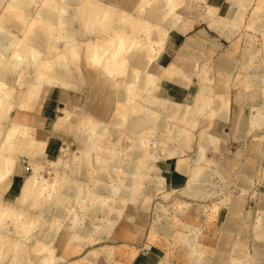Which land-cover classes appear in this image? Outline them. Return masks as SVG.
Instances as JSON below:
<instances>
[{"label": "rangeland", "instance_id": "obj_1", "mask_svg": "<svg viewBox=\"0 0 264 264\" xmlns=\"http://www.w3.org/2000/svg\"><path fill=\"white\" fill-rule=\"evenodd\" d=\"M48 1L36 0L35 8L31 7V9L25 10V13H23L24 10L18 9L22 11V13L25 14L26 16V17L23 16L24 17L23 21L25 22L23 21L20 22H23V24L22 23L21 24L24 26V28H27V30L29 27L35 28L36 26L37 27L40 26L41 29H47V30H49V28L51 27L52 28V29L50 28L51 30L53 31L55 30L57 34L60 33L59 35H63L62 33L65 30L63 29L64 31H61L60 30L61 27H56V25L51 23L49 24V26H47L48 23H45V25L43 23V25H41V23L39 24V22L41 21L38 20H37L38 22H36L35 16L38 15V12L42 9L43 6H46L48 4ZM52 1L57 2L55 0ZM145 1L148 2H146V4L143 3L142 7L144 8L149 7V5H151L153 2V0H145ZM233 1L234 0H230V1L229 0H216V1L174 0V3H172V9L170 10L172 11L171 13L173 15H177L176 9L183 10L182 21L185 26L184 27L185 31L180 32L178 29L174 28L173 31L171 30L170 33L168 32L167 35L168 36L172 35L171 37H174L178 42L177 44L173 43L174 49H172L171 51L170 49L166 50L167 54L165 57L164 64L161 63L163 64V65L159 64L161 68L160 66L158 67L159 69H161V71L163 70L166 71L167 69V72L175 73V75H180V74L184 75L185 71L187 72L188 75L189 71H192L191 69L185 68V66L182 65L172 64V61L173 59L178 57L181 49L183 50L187 48L189 50H193V52H195V55L198 57L197 58L198 65L203 68L206 67L205 68L206 74L209 77V79L205 84V89L203 91V94L207 98L203 101L201 100L200 104H197L199 113L197 115H194L195 118H194V123L192 125L188 123L186 120H180L178 118L179 115L178 113H173L172 115L166 118V123L168 128L175 129V126H178L179 129H183L184 127L188 131V139L191 148L188 147L189 148L188 149L177 146L176 149L177 153H175L171 157L170 156L166 157L165 153L168 148L167 146L176 145L175 140L172 138H171L172 140L169 139L168 137L169 135L167 136V133H165L166 131L159 132V129L156 126H151L142 132L143 135L142 137L144 139V142L147 143V145L150 146V148L152 147V149H155L153 150V155L156 156L155 160H157L158 165L163 167L166 171H163L165 173L163 177L159 176V178L156 179V182L154 184L155 192L153 191L152 194L149 195L150 197H148L146 201L140 202V204L143 207L146 205H150L149 206L150 208L148 209L149 211L144 210L146 212L145 214L147 216L148 223H145L143 227L136 230L133 237L136 236V234L137 236L133 239L125 238L126 241L124 238L118 237L119 236L117 232L118 228L127 225L126 223L133 225L135 221V217L133 214L125 216L127 206L123 209V211L117 209L118 207L114 208L116 210L114 211L113 207L115 206V204L113 203L117 204V202L121 199L120 198L121 192L125 189L126 181L123 178L125 174L124 166L127 165V158L131 155L130 151L133 148H135V143H136V139L134 137L131 138V142H129V145L126 142L128 136L126 129L127 120L130 114L136 111L134 108H138L133 106L134 103H138L140 100H142V98H145L143 97V95L151 96V94L150 93L147 94L143 91L144 93L142 92L141 93L142 95L140 94V96L139 95L138 96L136 95L135 97L133 96L125 101L120 100L121 102H119L116 98H112V99L107 98L103 100L105 102H101V104H99L100 101L96 97L98 95L97 93H102V94L107 93L108 95L110 93V87H109L110 84H104V85L101 84L98 89H93V92L91 93V97H90L88 91L90 90L91 83L89 82V84L82 86L79 90H70L69 97L76 101L80 100L79 110L75 113V115H77L79 119H82L84 113L85 112L88 113L89 109L92 108L107 109L108 114L104 116L105 119L102 122L100 121L98 122L99 123L98 125L103 124L105 128L102 127V130H100V128L97 127V130L100 134V137H97L99 138V140L97 139V141L99 142L100 146L103 147V151H100L99 149L95 148L94 151L90 150L87 153L88 157H85L86 155L85 152L87 151L84 148H80L78 145V141H79L78 135L80 134V131L77 134L73 133L71 129L66 128L67 125H63V122H61L57 127L51 126V130L47 131V133H45L42 136L41 138L42 140L35 142V147L38 150L32 153L43 154L45 158H42L41 159L42 161H40V163H38L37 166V174L40 173L39 174L40 180L44 182L42 184L41 189H38L39 191H37V189L30 187L29 190H27V192L30 191L29 194H34V193L36 194V197L33 200V205L31 203L33 209H35V207H37L39 203L50 205L52 206V208H54V206L56 205L55 201H57L59 202L57 205L66 204L65 206H69V208L71 207L70 211L72 210L73 211L72 212L69 211L66 215L57 216V217L54 216L52 217L47 215L45 216L37 212L31 213L30 211H24V210L8 211L7 215L9 218V226L6 227V232H4L6 234V237H3L4 241L2 243L3 245L2 248L5 249L6 251L4 252L2 249L0 252L2 256L4 257L6 256V259H3L4 260L3 262H5L3 264H20V262L21 264L23 263L34 264L35 262L31 260L30 257L31 252H29L30 249L28 248L27 243L19 242L18 245L15 246L10 245L11 238L15 234L14 223H16V220L17 223H21L19 224L20 228L22 226L24 227V225H26L27 227L29 226L30 231L29 228L28 231L30 233L29 232H28L29 234L27 233L30 237L29 241L32 240L35 242L36 239L34 237H36V235L37 236L41 235L43 230L44 231L45 229L48 230L49 227L51 228L54 225L55 227H53V229H56L57 232L60 234H63L66 231L72 232L71 233L72 236L70 235L71 237L64 244L63 243L55 244V241L53 242L43 241V243L37 245L35 248L33 247V250L31 249L32 254L35 253L34 255L36 256V254L37 255L46 254V252L50 250L51 247H54L52 248V250H54L53 255L52 256L50 255L51 260L48 259L49 261L47 260V262H45L44 264H63L67 261L74 262L75 264H182L181 260H178V251L181 247L191 248L193 250L194 255L200 253L199 254L200 257L203 252L210 253L209 250H212V248H215L216 246L217 247L215 249V254L221 257V260L223 262L221 264H227V262L229 261L228 250L233 246L235 240L237 239V231L241 228V226L243 227L245 226V228L249 230V234H248L249 236L247 241L244 244H242L246 248V251L242 255L243 257L246 258L240 264H250L252 260V256H251V251L248 250L249 247L248 244L250 242H253L255 240L257 241L259 239L264 241V210L259 209L260 201L263 199L262 193L264 189V182L262 179L263 165H264V124L260 127L252 128L247 132L246 136L241 137L238 134L240 131L236 121L239 117V114L243 110V106L238 102L239 96H241V94L244 93L245 91H248V86H247L248 82L246 80V77L248 78L247 75L249 73L248 72L249 69H247L246 67L250 65L253 66L254 63L255 64L260 63V65L256 64L255 66H257L259 70L262 73H264V67H263L264 66L263 64L264 63L263 62L264 0H247L248 1L247 4L241 3L243 1L246 2V0H239L240 1V4L238 5L239 13L237 17L228 18L227 17V13L229 10L228 8L237 7V6H233L234 5L232 3ZM9 3H11L10 4L11 6L9 5ZM13 6L15 7V11H18L16 8L17 6L14 5L13 1L0 0V22H2V13L4 14L6 12H9L10 9H11L10 11H14ZM9 7L11 8L9 9ZM39 7L41 8L39 9ZM195 10L199 11L200 16H196L194 14ZM65 14H69V13L66 12ZM26 18L27 20H29V22L26 20ZM30 18L32 20H30ZM32 21H34V23H32V25L30 26L31 24L30 22ZM109 21L110 20L108 19V22ZM127 21H129V18H127ZM223 22H227L228 25L233 30L232 36L229 38L230 40L227 39V41L224 40L225 38L220 36V34L217 31L212 29L213 26L212 24L223 23ZM107 26L105 25L104 28L106 29ZM97 27H99V25ZM158 27L163 28L160 25H158ZM31 28H29L30 32L32 30ZM149 28H151L153 31L155 29V26ZM149 28L148 27L141 28L143 31L141 32L140 30L139 31L140 34L141 35L144 34L143 36H145L146 34L149 33L146 32L147 29L149 30ZM160 28H157V31ZM164 31L165 30L162 29V32ZM27 32L28 34H30L29 30ZM9 33H10L9 26H5L0 23V43L3 42V38L8 37L9 39ZM14 33L17 34V32ZM22 35H23L22 32L19 33L20 38L24 36ZM141 35H139L138 33V37L135 39L136 40L135 44H132L133 45L131 46L132 49L130 48L129 50H127L128 49L127 48L126 53H129V51L138 48L141 45V43L145 41L146 37L145 38L140 37ZM130 38L132 37H129V39ZM189 40L191 42L193 41L196 42V44L199 43L202 46L207 45L206 49L208 53L200 52L198 49L190 47L189 44H187V41ZM57 41L58 40H55V42L52 43L56 44ZM59 43H63V39H60ZM232 44L234 45L233 47L230 48L229 46ZM24 46L25 43H23V41L22 42L15 41L13 44L12 51H16L20 47H24ZM158 47L159 49H161L160 52L157 51L159 52L158 54H162L165 52L164 49L165 45L163 46V44L160 43ZM12 51L10 56L12 55L13 57H15L16 53H13ZM87 53L88 50H85L84 52L81 53L83 58L87 55ZM48 54L52 55V53H47V55ZM223 55H226L232 62V66H231L232 68L231 70H229V73H221L220 71H218L217 61L215 60L217 59V57ZM1 56L3 57L2 59H0V78L3 75V73L5 72L9 73V68L7 69V63L9 62V59L13 58L9 56V50L8 52H6V55L1 54ZM25 58L28 59L31 67V65L33 66L32 59L35 58L39 59L41 57L37 58L35 56L32 57L31 55H28ZM109 58H111L110 55L109 56L98 55V58L96 56L94 57L93 62L84 63L83 71L85 75L97 80L96 78L97 75L98 74L102 75V74L99 73V70L96 68L95 64L107 60ZM22 60L20 61L18 68L15 70V77L17 76L16 78L23 75H29L30 73L34 72L33 70L30 71V69L25 70L24 68L25 63H23ZM86 61H88V59H86ZM125 61L129 62V59L127 58ZM151 61H149L148 67H151V65L156 63V60L152 59ZM127 63L125 65H122L116 77L118 78L126 77L127 71L129 70V66H128L129 63L128 64ZM148 67L146 69L147 71H148ZM18 70L19 73H16ZM22 70H24V72H22ZM224 74H226L227 76L226 84H225L227 88V92L223 94L221 97H219V99L223 105V109L227 110L229 114L228 121L220 122L224 128L223 132L225 134L224 133L223 134L226 135V137L223 138L213 137V139L209 140V143H207L204 146H201L199 143V138L201 134L199 128L200 121L204 117L209 115L212 118L213 123L219 122L218 113L213 112L212 114L210 110L214 105L215 98H217V88L220 83H223L222 80H220V77ZM149 75L151 79L149 80L147 86L153 87L155 85L154 84L155 81L156 83L159 82V80L165 81V79L162 77L163 75L162 73L158 75H151V74ZM262 76L263 77H261L262 78L261 92L259 91L260 94L257 95V97H255L254 102L256 101L258 105H261L262 107L261 110H263L264 113V84H263L264 74ZM155 78L157 79L154 81ZM162 81L159 86L160 90L161 87L165 85L164 82L162 83ZM23 84L27 85L26 83ZM25 85H21L19 81H15L11 83L12 95L10 97L9 96L7 97L8 102L6 104L0 105V110L6 112L4 118L1 121L3 122V124L0 125V137H2L5 128L10 126L15 121V119L17 118L16 115L18 111L21 110L20 106H18L15 103V99L19 95L20 91H22L26 87ZM192 87L194 90L197 89L199 87V82L198 81L194 82V85H192ZM5 90L9 91V81L0 82V91H5ZM132 90L133 91H131V93H134L136 91L135 88ZM153 90L151 91L152 93H154ZM157 92L158 91H156L155 89V93ZM253 92L254 91L251 90L250 93L253 94ZM59 94L60 92L58 88H56L54 93L55 96L53 98L52 105L50 107V115H49L50 118L55 117L56 103L58 105H62V102L58 100ZM47 98L48 97H45V100H47ZM12 99H14V101H12ZM9 101L10 102L12 101L14 103L11 105V107H9ZM204 102L205 105L204 107H202L203 106L202 103ZM37 109L38 108H34L33 111ZM137 111L139 110L137 109ZM40 114L45 116L44 113L40 112ZM95 118L96 117L94 118L92 117L93 120L90 119L89 120L90 122L87 121V124L91 123V125L93 126V124L97 123L94 122ZM120 118L122 119V121H120ZM77 121L78 120L76 119L70 121L71 124L69 126H71V128L74 129L75 125L77 124ZM13 132L15 133L16 129H14ZM117 132H119L121 135H118L120 137H119V141L117 142V145L114 146V150H115L114 151L111 142L118 137L117 136L115 138ZM178 133L180 134V132ZM14 139L15 140L17 139L15 145H13L14 141L13 142L12 141L9 142V140L6 141L5 145L2 147L3 150L1 149L2 156H4L5 153L11 152L12 149L23 147V142H24L23 140L17 137ZM18 139L20 141H18ZM254 141H258L257 142L258 144H256V142L255 144L256 146H259L257 148L261 150L260 153H257L253 149L252 145ZM115 147H117V149ZM220 148H223V150H220ZM96 149L101 153L97 160L94 159V155L96 154L95 152H97ZM110 149H112L111 152L113 151L114 153L113 152L111 153ZM252 149L253 151H251ZM200 151H203L204 154L203 159L201 161V167H202L201 169L205 167V170L207 171V168L215 169L217 167L216 165L218 166L220 165L226 169V171L228 172L227 174L229 175L227 176L228 179L227 185L224 186L223 189H220L221 191L218 190L220 191L218 192L213 190L214 189L213 181L217 179L216 178L217 176L213 174L211 178H209L208 181L209 187H207L209 188L207 191H209L210 194L207 197L195 198L185 193V190L189 184L188 182H190L194 178L193 177L194 175L190 174L189 176L184 177V175H182L176 169V166H179L181 163L183 164L186 162L189 165V167H191V172H193L197 168V166L192 163L193 158L195 157L196 153ZM92 152H94L95 154H92ZM115 153L116 155L114 156L117 157L120 166L113 168L114 177L110 178V176H103L102 178L100 176L101 173H99L101 172L100 168L105 166L103 165L104 162H107V164L111 163L114 160L113 154ZM255 154L257 155L259 154L261 155V157L260 156L256 157ZM17 155L18 157L20 156V160H24V158L28 160L26 153H18ZM253 156L255 158H253ZM180 158L182 159V161ZM257 158L260 161H258ZM82 159H85V161L88 163L87 164L86 162L83 163ZM178 160H180L181 163L178 162ZM148 161L144 163V166L146 168H149ZM80 165L82 167H80ZM84 166L87 170L84 168ZM30 168H31L30 164L26 165V167H23L22 162H19L18 167L15 170L16 174H18L19 176H17L14 180L12 189L8 193L9 197H12L19 190L20 184L22 183V179L28 174L29 171H31ZM13 169H14L13 165L8 164L5 171L9 173ZM151 169L148 170L152 173L156 172L155 169H154L155 171H153V169L151 171ZM75 170L79 172L78 173L79 178L74 180L70 179L68 174ZM85 170L87 171L86 172L87 179H84L81 174L84 173ZM157 171L159 172L160 170L157 169ZM144 175L141 176V178L135 180L136 185H133V188L134 186L135 189L137 188L134 193L136 195L135 197L138 196L143 197L141 189L142 187L145 186V181L146 182L148 181L146 180L147 178L145 177L147 176L149 179L150 176V175H145V176ZM246 175H250L251 177H250L249 188L245 190L242 189L240 184L241 182H243V179L246 177ZM100 178L103 180H101ZM105 181H108L109 185L111 184L109 188L110 189L109 192L104 194L105 197H103L104 195L103 196L98 195L101 198L95 197L97 196L95 189L101 186L102 184H104ZM64 183L65 185H63ZM36 184H37V179L34 180V185ZM71 184L72 185L74 184L73 186L81 187V190L79 192L78 197L69 199L68 197H65V194L63 193V189L65 188L64 186ZM5 186H6L5 182H3L2 179H0V191L3 190ZM114 187L116 188V191ZM107 194L109 196H107ZM107 197L111 199L113 198L115 202L112 203L111 199L109 198L107 199ZM4 198L6 197L4 196ZM30 198H26L24 203L29 204L31 202ZM67 198L69 201L67 200ZM92 199L95 202L102 201L101 203L105 204L104 205L105 207L109 205L112 208H110L109 206L108 208H110L111 210L113 209V211L111 213L110 210V213L108 215H105L107 218L104 215H101L102 212L99 211L98 213L99 216L97 219L100 218L101 222H99V220L97 219H94L95 222L93 221L90 224V218L92 216L90 214V210H88L89 209L88 206L90 204L93 207L94 201H92ZM98 199H100L101 201L100 200L96 201ZM102 199L105 202H103ZM64 200L68 202L64 203L65 202ZM106 200L110 201L112 205L109 202L106 203ZM230 200L231 201L238 200L240 201V204L242 206L241 212L238 213L237 216L235 217L236 229L231 232L224 230L221 232L220 235H218V232H216L215 230L219 229L222 223L226 220L229 213V205L231 204ZM131 201L132 200L125 201L126 205H131ZM146 202H148V204ZM142 206H140V208ZM24 212H26L27 214H24ZM187 213H191V214L193 213L194 215H197L198 220H195L194 222L189 224L190 226L188 225L186 227L181 224V220L179 218ZM118 214H121V218L116 222V224L110 231L108 230V232H104L105 229L103 228H105V225L107 224L111 216ZM103 217L106 219H102ZM34 218L37 220L34 221ZM92 220L93 217L91 218V221ZM177 221H179V223ZM246 222H248V224H246ZM100 223L102 225H100ZM163 223H171L174 224L175 227L171 231V234L167 237L160 232V229H158V227L161 226V224ZM30 226L33 228H31ZM85 226L86 228L88 227L87 231L84 232L81 231L80 233L76 232L78 228ZM181 227H183V229ZM24 229L25 228H23V230ZM50 230L52 229H49V231ZM223 233L226 235L227 240L229 242H227L228 244L225 243L223 249L220 248L219 250L218 246L220 245V237H222ZM32 235H34V237H32ZM180 235L183 238H180ZM22 236H26V235L24 234ZM178 239H183L185 240L186 243ZM166 242H168V244ZM187 242H190L191 244ZM199 242L200 244H198ZM122 243L124 247L122 246ZM53 244L55 246H53ZM69 246L75 248V250H72L73 252H71V254L73 255H70L69 258L63 257V251L66 250L67 247ZM118 248L121 250H118ZM129 249L135 255L132 254L131 252H130L131 254L130 253L124 254L127 251L129 252ZM247 250L249 251V254ZM120 251L122 252V254ZM16 254L18 257L14 258L13 256H15ZM131 256L134 257L132 258ZM1 261L2 260H0V262Z\"/></svg>", "mask_w": 264, "mask_h": 264}, {"label": "bare ground", "instance_id": "obj_2", "mask_svg": "<svg viewBox=\"0 0 264 264\" xmlns=\"http://www.w3.org/2000/svg\"><path fill=\"white\" fill-rule=\"evenodd\" d=\"M11 1H13L14 5L17 6L16 7L17 10L22 9L24 10L23 13H25V10L31 9V7L35 8L36 0H11ZM55 1L57 2L49 0L48 4L47 5L45 4L46 6H43L42 9L38 12V15L35 16V19L36 22L41 21L39 22V24L41 23V25H43V23L44 25L45 23H48V25L47 24L46 25L49 26V24L51 23L56 25V27H61L60 28L61 31L65 30L62 33L63 35H59L60 33L57 34L55 30L54 31L51 30L52 29L51 27H50L51 29L49 28V30H47V29H41L40 26L39 27L36 26L35 28L29 27L32 30L30 32V29L28 28L30 32V34H28L27 28H24V26L22 25L23 22H25L23 21V19L26 16L20 10L15 11L14 6H13L14 11H10L11 7H9L10 9L9 12H6L4 14L2 13V22H0L2 25L9 26V32H10L9 39L8 37L5 36L6 38H3V42L0 43V59H2L3 57L1 56V54L6 55V52H8V50L10 56L15 41H21V42L23 41V43H25L24 47H20L18 50L12 51L13 53H16V55L15 57L11 55L10 57L13 58L9 59V62L7 63V69L9 68V73L8 72H5L6 74L3 73V75L0 78L1 80L0 82L9 81V91L6 90L0 91V105L6 104L8 102L7 97L8 96L10 97L12 95L11 83L15 81H19L21 85H25L23 83L27 84L25 85L26 87L22 91H20L19 95L15 99V103L18 106H20L21 109L18 111L16 115L17 118L10 126L5 128L2 137H0V154H1V149L5 145L6 141L8 140L9 142L14 141L13 145H15V142H17L16 141L17 139L16 140L14 139L16 137L24 141L23 147L12 149L11 152L5 153L4 156H2V154L0 155V179H2L3 182H5L6 184L5 188L0 191V198L2 197L0 199L1 200L0 252L3 249L2 248L3 246L2 243L4 241L3 237H6V234L4 232H6V227L9 226V218L7 215L8 211L24 210V211H30L31 213L37 212L45 216L47 215V216L57 217V216L66 215L71 210V207L69 208V206H65L66 204L64 205L62 203L63 205H57L59 203L57 201H55L56 205L54 206V208H52V206L50 205L39 203V205L35 207V209H33L32 205H33V200L36 197V194L35 193L29 194L30 191L27 192V190H29L30 187L37 189V191H39L38 189H41L42 184L44 183L40 180V176H39L40 173L37 174V166L38 163L42 161L41 159L45 158V156L43 154H37L32 152L38 150L35 147V142L42 140L41 139L42 136L45 133H47V131L51 130V126L57 127L61 122H63V125H67L66 128L71 129L73 133L77 134L80 131V134L78 135L79 137L78 145L80 148H84L87 151L85 152L86 153L85 157H88L87 153L90 150L94 151L95 148L99 149L100 151H103V147H101L99 142L97 141V139L99 140V138L97 137H100L97 127H99L100 130H102V127L105 128L103 124L98 125L99 124L98 122L99 121L102 122L105 119L104 116L108 114L107 109L105 108L89 109L88 110L89 112L88 113L85 112L84 115L82 116L83 118L79 119L77 115H75V113L79 110L80 100L76 101L70 98L69 97L70 90H79L82 86L89 84L90 82L91 86H90V90L88 91V94L91 97V93L93 92V89H98L101 84L102 85L110 84L109 86L110 93L108 95L107 93L106 94L97 93L98 95L96 97L100 101L99 104H101V102H105L103 100L107 98H111V99L116 98L119 102H121L120 100L125 101L133 96L134 97L136 95L140 96V94L143 91L147 94L149 93L151 94V96L143 95V97L145 98H142V100H140L138 103H134L133 106L138 108H134L136 111L132 110L135 112H132L127 120L126 129L128 136L126 142L129 145V142H131V138L134 137L136 139V143H135V148H133L130 151L131 155L127 158V165L124 166L125 174L123 178L125 179L126 183H125V189L121 192V197H120L121 199L119 198L120 200L116 204L113 203L115 202L113 198L112 200L111 198L107 197V199L108 198L111 199L112 203L115 204V206L113 205L114 206L113 209L118 207L117 209L123 211V209L127 206L125 216L133 214L135 217V221L133 225L126 223L127 225L118 228L117 230L119 234L118 237L124 239L135 238L137 234L134 237L133 235L136 232V230L143 227L145 223H148L147 222L148 219L145 214L146 212L144 210L147 211L150 208L149 207L150 205H146L143 207L140 204V202L146 201L147 198L150 197L149 195H151L155 189L154 184L156 182V179H158L159 176L163 177L165 175L163 171H166L163 167L158 165L157 160H155L156 156L153 155V150L155 149H152V147L150 148V146H148L147 143L144 142V139L142 137L143 136L142 132L151 126H156L159 129V132L166 131L165 133H167V136L169 135L168 136L169 139L171 138L174 139L176 145L167 146L168 148L166 147L167 151L165 154L166 157L173 156L175 153H177L176 152L177 146H180L182 148H188L191 145L188 139V131L184 127L183 129H179L178 126H175V129L168 128L166 123V118L172 115L173 113H178L179 114L178 118L180 120H186L188 123L192 125L194 123V118H195L194 115H197L199 113L197 104H200L201 100L203 101L207 98L203 94V91L205 89V84L209 79V77L206 74V70H205L206 67L203 68L198 65L197 62L198 57L195 55V52H193V50H189L187 48L183 50L181 49L178 57H176L172 61V64L182 65L185 66V68L191 69L192 71H189L188 75L186 71L184 75L182 74L175 75V73L167 72V69L166 71L165 70L161 71V69H159L158 67L164 64L165 57L167 54L166 50L170 49L171 51L172 49H174V44L172 40L174 37H171L172 35L168 36L167 35L168 32L170 33V31L171 30L173 31L174 28L178 29L180 32L185 31L184 28L185 26L182 21L183 10L176 9L177 15H173L171 13L172 11L170 9H172V3H174V0H153L152 4L146 8L142 7L143 3L146 4V2H148L145 0H63V1L55 0ZM247 2L248 1L246 0V2L243 1L241 3L247 4ZM11 3H9V5ZM232 3L234 4L233 6H237V7L228 8L229 9L227 13L228 18L237 17L239 13L238 5L240 4V1L234 0ZM40 8L41 7H39V9ZM66 12H68L69 14H65ZM194 14L196 16H200L198 10H195ZM127 18H129V21H127ZM108 19L110 20L109 22ZM30 20L32 19L30 18ZM27 21L29 22V20ZM30 23L31 26L32 23H34V21ZM97 24L99 25V27H97L98 26ZM105 25L106 26L108 25L106 29L104 28ZM158 25H160L163 28L158 27ZM212 25H213L212 29L217 31L220 34V36L224 37L225 38L224 40L226 41L227 39L230 40L229 38L232 36L233 30L231 29V27L228 25L227 22L216 23ZM152 26L153 27L155 26V29L153 31L151 28H149ZM143 27L149 28V30L147 29L146 31L149 33L146 34L145 36H143L144 35L143 33H142L143 35H141L139 32L140 30L141 32L143 31L141 29ZM157 28H160L161 30L158 29L157 31ZM162 29L165 31L162 32ZM14 32H17V34ZM21 32L24 36L22 35L23 37L20 38L19 33ZM138 33L139 35H141L140 37H144V38L146 37L145 41L142 42L138 48H135L132 51H129V53H126L127 48H128L127 50H129L130 48L132 49L131 46H133L132 44H135L136 42L135 39L138 37ZM129 37H132L130 38L131 40L129 39ZM60 39H63V43H59ZM55 40L58 41L56 44H53L52 42H55ZM160 43H162L163 46L165 45L164 48L165 52L162 54H158L161 51V49H159L158 47ZM187 44H189L190 47L198 49L200 52L208 53L206 49L207 45L202 46L199 43L196 44V42L194 41L191 42L190 40L187 41ZM233 45L234 44L230 45L229 47L231 48L233 47ZM85 50H88V53L83 58L81 53L84 52ZM47 53H52V55L50 54L47 55ZM28 55H31L32 57L35 56L37 58L39 57L41 58L32 59L33 66L31 65L30 67V62L28 61L27 58H25ZM98 55H102V56L110 55L111 58L95 64L96 68L99 70V73L102 74V75L98 74L96 77L97 80H95L94 78H90L89 76L85 75L83 71V65L84 63L87 62L90 63L93 62L94 57L96 56L98 58ZM85 58L88 59V61H86ZM127 58L129 59V62L125 61ZM152 59L156 60V63L151 65V67H148L149 61H151ZM21 60L23 61V63H25L24 66L25 70L30 69V71L33 70L34 72L30 73L29 75L20 76L18 77L19 78L18 79L16 78L17 76L15 77V70L18 68V65L20 64ZM215 61H217L218 71H220L221 73H229V70H231L232 68L231 67L232 62L226 55L217 57ZM126 63L129 66V70L127 71L126 77L123 78L116 77L122 65H125ZM256 64L254 63L253 66L250 65L246 67L247 69H249L248 70L249 73L247 72L248 78L246 77V80L248 82L247 85L248 91L242 93L238 99L239 104L243 106V110L239 114V117L236 121L240 131L238 134L241 137L246 136L247 132L252 128L254 127L257 128L264 124V113L263 110H261L262 107L261 105H258L256 101L254 102L255 97H257V95H259L261 92V83H262L261 77H263L262 75L264 74L259 70L257 66H255ZM257 65H260V63H258ZM147 67H148V71L146 70ZM22 72H24V70H22ZM16 73H19V70ZM161 73L163 74L162 77L165 79V81L161 80L162 83L164 82L165 84V85L161 84L163 85L161 87V90L159 89L161 81L159 80V82L156 83L155 80L157 78L154 79L155 85L153 87L147 86L149 80L151 79L149 74L158 75ZM226 79H227L226 74L220 77V80H222L223 83H220L217 88V98H215L214 105L210 110L212 114L213 112L218 113L219 122L213 123L212 118L209 115H207L199 123V128L201 132L199 143L201 146H204L207 143H209V140L213 139V137H220V138L226 137V135H224L225 133L223 132L224 128L220 122L228 121L229 114L227 110L223 109V105L219 99V97H221L223 94L227 92V88L225 85ZM196 81L199 82V87L194 90L192 85H194V82ZM56 88H58L60 92L58 100L62 102V105H58L56 103L55 117L50 118L49 117L50 107L52 105V101L55 96L54 93ZM134 88L136 89V91L134 93H131V91H133L132 89ZM155 89L156 91H158L157 93H155ZM152 90L154 91V93L151 92ZM251 90L254 91L253 94L250 93ZM45 97H48L47 100H45ZM12 101H14V99H12ZM12 101L11 102L9 101V107H11V105L14 104ZM202 104H203L202 107H204L205 102ZM34 108H38V109L34 110L35 111L34 112L33 111ZM137 109L139 111H137ZM39 111L41 113H44L45 116L40 114ZM5 113H6L5 111L0 110V125L3 124V122L1 121L4 118ZM92 117L93 118L96 117L94 122H97L93 124V126L91 125V123L87 124V121L90 122L89 120L92 119ZM74 118L78 121L77 124L75 125V128L72 129L71 126L69 125L71 124L70 121L75 120ZM120 121H122L121 118ZM14 129H16L15 133L13 132ZM177 130L178 132H180V134L177 132ZM118 135L121 134L117 132L115 138ZM119 137L120 136H118L116 139H114L111 142L113 145V150H114V146L117 145V142L119 141ZM18 141L20 140L18 139ZM255 142L256 144H258L257 143L258 141H254L252 147L257 153H260L261 150L257 148L259 146H256ZM115 148L117 149V147ZM253 149L251 151H253ZM111 150L112 149H110V152ZM220 150H223V148H220ZM18 153H26L28 160H26L25 158L24 160H20V156L18 157L17 155ZM95 153L92 152V154H95L94 159L97 160L101 153L99 151ZM114 155H116V153L113 154L114 160L111 163L107 164V162L103 161L104 162L103 165L105 166L101 167L100 168L101 172H99L101 173L100 176L102 178L103 176H110V178L114 177L113 168L120 166L117 157ZM203 155H204L203 151H200L197 152L195 157L193 158L192 163L197 166L196 170H194L193 172H191V167H189V165L186 162L182 164L180 160H178V162H180L181 164L180 165L178 164L179 166H176V169L182 175H184V177L189 176L190 174L194 175L193 176L194 178L191 180L192 182L191 181L188 182L189 184L185 190V193L195 198L207 197L210 194L209 191H207L209 189L207 187H209L208 186L209 178H211L213 174L217 176L216 177L217 179L213 181V188H214L213 190L218 191L220 189H223L224 186H226L228 183L227 176L229 174H227L228 172L222 166L216 165L217 167L215 169L207 168V171L205 170V167L201 169L202 168L201 161L203 159ZM255 155L256 157L257 156L261 157V155L259 154L258 155L255 154ZM254 156L253 158H255ZM257 160L260 161L258 158ZM147 161L149 162L148 163L149 168H146L144 166V163ZM19 162H22L23 167H26V165L30 164L31 171H29L28 174L22 179V183L20 184L19 190L12 197H9L8 193L12 189L14 180L17 176H19L15 172ZM82 162L83 163L86 162L85 159H82ZM87 163L88 162H86V164ZM8 164L13 165L14 168L9 173L5 171ZM81 165L80 167L83 166ZM151 168L153 169V171L156 170V172L153 173L150 172L149 170ZM157 169L160 171L158 172ZM86 170L84 171V173H81L84 179H87ZM78 173L79 172L75 170L69 173L68 175L70 179L74 180L79 178ZM144 174L150 176L149 179L147 176L145 177L147 178L146 180L148 181L147 182L145 181V186L142 187L141 189L143 197L141 196L135 197L136 195L134 193L137 188L135 189V186L133 188V185H136L135 180L141 178V176H143ZM262 175H263L262 179L264 182V165H263ZM36 179H37V184L34 185V180ZM63 185H65V183ZM73 185L72 184L66 185L64 186L65 188L63 189V193L65 194V197H68L69 199L78 197L79 192L81 190V187L73 186ZM110 185L108 181H105L104 184L96 188L95 192L97 196L95 197H99L98 195L103 196L104 194L108 193L110 190L109 189ZM240 186L242 187V189L245 190L247 189V187H244L242 185ZM4 196L7 199L4 198ZM107 196L109 195L107 194ZM103 197H105V195ZM262 197L263 199L260 201L259 209L264 210V194H262ZM26 198H30L31 202L29 204L24 203ZM99 200L100 199L96 201ZM127 200H132L131 205H126L125 201ZM64 201H65L64 203H67L69 200L67 202L66 200ZM92 201L94 200L92 199ZM101 202L94 201L93 207L89 204L88 206L89 209L88 208L87 209L90 210V214L93 217L92 221H91L92 217L90 218V224L91 222L94 221V219L98 218L99 211H101L102 212L101 215L104 216L110 213L111 210L110 208L112 207H110L109 205L105 207L104 206L105 204ZM103 202L105 201L103 200ZM108 202L112 205L110 201L106 200V203ZM146 203L148 204V202ZM108 206L110 208H108ZM140 206L142 207L140 208ZM241 207L242 206L240 204V201L238 200L231 201V204L229 205V213L226 220L222 223L219 229L215 230L216 232H218V235H220L221 232L224 230L231 232L236 229L235 217L237 216L238 213L241 212ZM113 209L111 210V213ZM114 211L116 210L114 209ZM24 214L27 213L24 212ZM106 218L103 217L102 219H106ZM120 218H121V214H118L111 216L109 220L107 219L108 222L106 221L107 224L106 225L104 224L105 228L103 229H105V231L104 230L103 231L104 232H108V230L110 231ZM197 218H198L197 215H194L193 213L192 214L187 213L182 215L179 219L181 220V224L187 227L190 223L194 222L195 220H198ZM35 220L37 219L34 218V221ZM97 220L101 222L100 218ZM177 222L179 223V221ZM14 224H15V229H14L15 234L11 238L10 245L15 246L18 245L19 242L27 243L28 244L27 246L30 249L29 252H31V256H30L31 260L35 261L34 264H44L45 262H47V260L51 258L50 255L51 256L53 255L54 250H52V248L54 247H51L50 250L46 252V254L43 255L40 254L41 256L39 254H38L39 256L37 254L35 256L34 255L35 253L32 254L31 249L33 250V247L35 248L37 245L43 243V241L46 242L55 241V244L56 243L64 244L72 236L71 235L72 232L70 231H66L63 234L58 233L56 229H53V227H55L54 225L51 228L49 227V229H52L50 231L47 227L48 230L46 229L45 231L43 230L41 235L39 236L36 235V237L32 235V237L36 239L35 242L32 240L29 241L30 239L28 235L30 233L29 226L27 227L26 225H24V227L22 226L21 229L19 226V224L21 223H17V220L16 223ZM246 224H248V222H246ZM100 225L102 224L100 223ZM25 226L27 227V229ZM86 226L78 228L76 232L80 233L81 231L83 232L87 231L88 227L86 228ZM23 228H25L26 230L25 229L23 230ZM173 228H175L174 224L171 223H163L161 224V226L158 227V229H160V232L164 234L166 237L171 234ZM181 228L183 229V227ZM224 233L222 237L219 236L220 245H221L218 246L219 250L220 248L223 249L224 244L225 243L228 244L227 242H229ZM20 234L22 235L25 234L26 236H22ZM248 234H249V230H247L245 226L244 227L241 226V228L237 231V239L235 240L233 246L232 247L230 246L231 248L228 250L229 261L227 262V264H240L246 258L243 257L242 255L246 251V248L242 244H244L247 241L249 236ZM180 238L183 237H181L180 235ZM178 240H182L185 242V240L183 239H178ZM166 243L168 244V242ZM198 244H200V242ZM248 245H249L248 250L251 251V256H252V260L250 264H264V241L259 239L257 241L255 240L253 242H250ZM53 246L55 245L53 244ZM216 247L212 248V250H209L210 253L203 252L200 257H199L200 253L194 255L193 250L191 248L181 247L178 251V260H181L182 264H221L223 263L221 257L215 254ZM130 249L129 252L127 251L124 254L130 252L134 254L132 251H130ZM72 250H75V248L71 246L67 247V249L63 251V257L69 258L70 255H73L71 254V252H73ZM118 250L121 249L118 248ZM3 251L5 252L6 250L3 249ZM13 257L16 258L18 256L16 254ZM131 257L133 258L134 256ZM3 259H6V256L4 257L0 253V260H2L0 264L5 263L3 262L4 261ZM73 263L74 262L67 261L63 264H73Z\"/></svg>", "mask_w": 264, "mask_h": 264}, {"label": "crops", "instance_id": "obj_3", "mask_svg": "<svg viewBox=\"0 0 264 264\" xmlns=\"http://www.w3.org/2000/svg\"><path fill=\"white\" fill-rule=\"evenodd\" d=\"M173 40V43L174 44H177V40L175 39V38H173L172 39ZM250 175H246V177L243 179V182H241V184L240 185H242V186H244V187H247V189L249 188V183H250ZM262 194H264V189H263V193Z\"/></svg>", "mask_w": 264, "mask_h": 264}]
</instances>
